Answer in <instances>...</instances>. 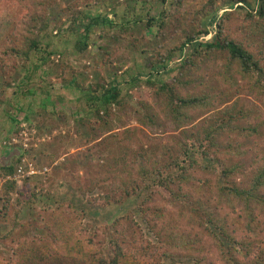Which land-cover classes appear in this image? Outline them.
Here are the masks:
<instances>
[{
	"label": "trees",
	"instance_id": "trees-1",
	"mask_svg": "<svg viewBox=\"0 0 264 264\" xmlns=\"http://www.w3.org/2000/svg\"><path fill=\"white\" fill-rule=\"evenodd\" d=\"M26 1L0 0V16L10 22L4 36L10 43L0 51V102L5 101L7 87L20 77L19 72L14 77L6 74L4 59L11 53L21 57L25 67L23 87L14 93L22 92L21 97L32 95V87L25 91L24 85L38 69L43 75L46 71L42 67L53 61V55H59L57 49L51 48V37L70 30L75 36L71 43L75 54L82 56L93 46L100 55L93 63L96 78L89 84L80 82V71L63 80V85L73 81L76 92L86 101L87 108L76 119L77 131L87 134V141L106 140L104 135L108 133L112 140L107 137L111 142L104 149L112 158L94 168L89 163L78 164L84 174L77 177L78 187L66 178L60 185L48 183L49 178L37 182L33 178L39 173L16 178L15 168L27 153L25 150L17 152L16 160L0 161V237L15 235L16 242L23 244L30 236L25 232L29 227L38 230L23 251L15 252L17 259L14 263L10 259L9 264H264V161L261 156L251 162L241 160L248 154L244 138L258 133L260 124L241 125L239 120L247 121L250 111L233 107L221 109L220 116L205 119L200 126L195 123L201 111L214 110L221 102V95L209 88L222 90L227 96L228 89L243 80L252 91L264 94V0H206L193 10L186 4L189 0H159L156 16L150 14L154 5L151 0H77L75 5L80 6L74 8L71 26L63 29L57 24L48 29L47 12L53 9L50 0L36 3L43 5L42 12L28 9ZM122 2L125 10L119 14ZM99 6L104 8V14L82 11ZM67 7L73 8V4ZM139 7L142 11L135 13ZM221 7L223 14L210 23ZM81 13L86 16L83 30L73 26L81 21ZM233 15L242 16L245 37L230 33L228 22ZM91 28L100 29L98 41L91 39ZM164 33L168 40L161 39ZM14 35L18 41H13ZM207 35L210 38L202 41ZM133 51L147 53L145 61L136 62V55H132V63L125 64ZM115 59L126 66H122L121 73L113 67L112 77L107 79L102 66H111ZM212 60L218 63L206 67L211 78L205 80L207 73L202 72V67ZM139 96L155 100L180 130L178 137H172V144L137 137L142 131L140 126L154 125L158 117L153 101ZM15 102L16 109L21 110L22 103ZM126 108L140 126H123V130L113 132L115 121L121 119L118 113ZM28 115H32L30 109ZM34 118L29 124L40 134L48 124L35 114ZM13 134L17 135L18 130ZM102 145L99 142L93 147L96 154ZM196 168L215 175L211 190L216 192V201L200 198V184L193 190L189 187ZM114 171L118 178L111 177ZM30 179L34 180L32 184ZM156 194H163L174 206L172 219L178 223L172 230L166 227L167 235L156 244L147 241L130 248L129 231L120 228V219H112L109 213L101 217L105 221L102 242H95L96 230L90 232L88 224L77 222V217L84 220L90 212L100 215L101 207L146 196L138 204L141 217L147 211L146 203ZM63 207L70 211L72 208L75 215H61ZM157 209L162 212L164 208ZM46 213H50L49 219ZM149 227L155 229L154 225Z\"/></svg>",
	"mask_w": 264,
	"mask_h": 264
},
{
	"label": "rangeland",
	"instance_id": "rangeland-1",
	"mask_svg": "<svg viewBox=\"0 0 264 264\" xmlns=\"http://www.w3.org/2000/svg\"><path fill=\"white\" fill-rule=\"evenodd\" d=\"M76 1L77 0L48 1V3L53 7V9L48 10L47 12L50 18H48V29L55 24L60 26L61 29L71 26V16L80 6L75 5ZM204 1L206 0H189L188 2H186V4L189 5L190 10H193ZM26 2L27 5L25 6H28V9L30 10H35L38 12H42L44 10L43 5L36 4L37 2H41V0H27ZM128 2L132 3L131 1ZM152 2L154 3V5L151 9L150 14L152 16H156L160 9V3L159 0H151V5ZM69 4H73V8H68L67 6ZM150 4L148 2V5ZM139 6H141V2H139ZM140 8L141 7H139L137 11L135 10V13L141 12L142 10ZM172 8L174 9V7ZM124 10L125 8L122 2L118 7L119 14H122ZM52 11H54V15L49 14ZM82 11H88L90 14L95 15L98 12L104 14L105 10L103 7H100L99 9L86 7L83 8ZM223 11L224 8H219L218 11H216L211 16L210 23L214 22L213 20H218L219 17L223 14ZM132 13H134L133 9ZM80 18L81 21L77 24L75 23L73 26H77L78 29L81 28V30H83L86 16L81 13ZM243 24H245V22L243 21L242 16L233 15L231 19H229L228 29L234 36H238L240 38L245 37L242 31ZM210 25L213 30V23ZM19 28L20 26H18V31ZM9 29L10 22L8 18L0 16V51L4 50V47H6L7 43H10L6 42V39H4V36ZM18 31L16 30L15 33ZM54 32L55 31H53L52 34H54ZM99 32L100 29L91 28V39L98 41ZM15 37L16 35L12 36V38L14 39L13 41H18L19 39L16 40ZM74 37L75 36L70 30H62L59 35L51 37V40L53 42L51 48L57 49L60 57L59 55H53L51 57L53 61L50 62L49 65H46V67H42V70H45L46 72L43 73V75H40L41 68L38 69L37 72L32 74L30 81L26 85H24V88L26 89L28 87H32L31 89H33V94L30 97L26 96L27 100L31 99L30 112L32 113V115L31 117H29L30 119L28 118V121H24V119H18L19 121L17 120L16 123H13L12 121L13 126L11 125L12 127H10L9 130L7 129V133H5V131H0V161L3 159L1 161L3 163L5 161L11 162L12 160H16V156L18 155L17 152L21 153L25 150L27 151V153H25L23 157H25L28 161L34 162L35 167L40 170L39 174L33 178L34 180H37V182H42L46 178H49L48 183L52 182L54 183V185H60L64 178H66L70 181L71 185H73L74 187H78L77 177L81 175L84 176V174L81 173V167H79V165H81V162H83L84 164L89 163V166L94 168L96 164L101 165L105 161H111L110 158H112V155L109 157L108 152L105 151L106 149H104L106 148V143L111 142L110 140H107V137L110 136L108 135V133L104 135V138L106 137V140L102 139L101 141V139H97L94 141H87V139H89V136L87 134H81V129L80 132L77 131L79 129V124H76V119L80 118L81 114H83V109L87 108L86 101L80 93L78 94L76 92L77 89L73 87V81L69 83L67 82L68 84L63 85V80L71 79V77L75 75L77 71H80L82 72V76H78L80 82L82 81L84 85L89 84V82L96 78L97 73L95 72L96 69L93 63L95 62V60H99L100 55L95 52L96 49H94L93 46L88 47V49L82 54V56L75 54L73 48L71 47V43L74 40ZM208 38L210 37L207 35L204 37V39L201 40L206 41ZM161 39L165 41L166 39L168 40V37L164 33ZM45 41H47V39ZM132 55H136V62H144L145 57L148 54L141 53L139 51H133L127 57L125 64L130 65L132 63ZM23 62L24 61L21 59V57L14 56L12 53L10 56H7L4 59L6 74L8 76L14 77L16 73L19 72L20 77L17 80L15 79L14 82L12 81L13 83H11V85L7 87L6 90V97L15 96L13 97L14 100H9V102H11L10 104L6 103V101L0 102V109L3 108L5 104H8L6 106L7 111H9L10 114H15V116L19 115L20 117H23L25 115V111H23L24 113H20L22 112V110L20 111L16 109L17 107L15 106V101H17V99L15 98L17 94L14 93V91L20 90V88L23 87L22 75L25 72ZM26 63L29 64V61H26ZM217 63V61L212 60L202 67V72L207 73L205 80H207L208 77L211 78L206 67L210 68L213 65L215 67ZM125 64L115 59L112 64L113 66H110V64H105L102 66L103 74L107 79H110V77H112L113 67L115 68L116 66V68H118L117 72L121 73V68L122 66L125 67ZM118 65L120 66V68L117 67ZM61 72L63 74V77L61 76ZM0 78H3L1 74ZM243 82L244 81L242 80L238 83L239 85L237 87L228 89L227 96L226 93L223 94L222 90L218 91L209 88L211 92L216 91L219 96L221 95V102L219 103V105H216V109L214 110L201 111L198 120L195 121V123L200 126L205 119L211 120L215 116H220V110L223 108H244L246 111H250V115L247 118V121L245 119H240V124H260L259 131L258 133L248 138H244L243 145L248 151V154L241 160H243L244 163L247 161L251 162L252 159H255L257 156H261L260 160L262 162L264 161V94H258L255 91H252V89L247 87V85ZM17 97L19 98V95H17ZM137 98L146 99V97L141 98V96ZM223 98L227 101L223 102ZM146 100L151 103L153 101V108L158 114L156 124L140 126L139 121L135 117L133 112L129 108H126L125 110H122L118 113L121 119L115 121L116 124L114 125L115 129L113 130V132L116 130H123V126L127 128L129 126L138 125L142 128V131L137 134V137H142L144 139L148 138L149 141H151L152 138H156V142L161 141L165 144H172V137H178V135H180V130H178L175 124L165 115L160 105L155 103V100H152L151 98H147ZM23 102L25 103L26 107L27 103L23 100H19V103ZM28 113L29 111L27 112V115ZM34 114L39 120L46 121V123L48 124L40 134H37L38 132L36 131V127H31L29 124V122L32 123V120L35 119ZM2 115L0 116V118H4L2 117ZM190 128L191 124L188 129ZM13 130H18V134H13ZM83 130L86 133V129ZM24 136H28L27 140L24 139ZM239 139L242 140L243 138L239 137ZM24 142H26V146L24 145ZM99 142L104 143V145H102V150L100 151V153L96 154L93 150V147H95V145ZM44 168H46V171L42 172ZM103 168L104 167H102V169ZM57 169L61 170H59L58 172ZM56 172H58V177L56 176ZM192 173L194 174L195 178L192 179L191 185H189V187L191 189H195V187L200 184L202 190V195H200V198H212L210 200L216 201V192H212L211 190V186L216 179L215 175L204 174L198 168L194 169ZM112 174L113 176L111 177L114 178L118 173L114 171V173ZM85 176L89 175L86 174ZM33 179L29 180L31 184L34 182ZM207 179L209 180V182L207 181ZM84 180L87 181L88 179L84 177ZM202 182L208 183L203 184ZM20 184H22V182ZM12 195L14 199L17 198V195L14 192H12ZM141 199H136L134 201L131 200L130 202H124L121 205H115L113 207H101V209L99 208L101 216L95 215L94 212H90L89 215H87L88 217H86L84 220L77 217V222H80L82 225L88 224V230L90 232H94L96 230L97 235L94 237V240L96 243L102 242L101 227L105 224V221L101 219V217L109 213L108 216H112V219H120V228H126L129 231V238L127 237V243L130 248H136L139 243L145 245L148 243L147 241L151 242V244H156L158 241H160L159 238H165V236L167 235L166 227H168L169 230H172L178 224L172 219L175 216L173 214L174 206L168 203L163 194H156L150 201L146 203L145 208H147V211L140 217V213H138L137 209L139 207L138 204L141 202ZM52 203L53 202H51V204ZM212 204V206H214L215 202H212ZM160 207L164 208L162 212L157 209ZM72 211V208L70 211L69 208L63 207L60 211V214L63 216H67L69 214L75 215V213H73ZM155 213H158L159 215L156 216ZM49 215L50 213H46V219H49ZM159 216H161V218ZM130 218H133V220ZM2 225L3 224L0 223V234L2 232ZM149 225H154L155 229L152 230ZM163 226L166 228V231L162 230ZM16 229L17 231H19V227ZM25 232H28V235L30 236H28L26 242L22 241L23 244H19L16 242V236L14 234V236H9L6 239L0 237L1 264H9L10 259L12 263H14V261L17 259L15 252L23 251L24 247L29 243L30 238H32L33 236H37L38 230L35 231L31 227H29V230ZM132 235L134 236L133 238ZM20 239L22 240V238Z\"/></svg>",
	"mask_w": 264,
	"mask_h": 264
},
{
	"label": "crops",
	"instance_id": "crops-1",
	"mask_svg": "<svg viewBox=\"0 0 264 264\" xmlns=\"http://www.w3.org/2000/svg\"><path fill=\"white\" fill-rule=\"evenodd\" d=\"M23 90H25L26 91V88H24ZM26 93H28V92H26ZM21 94H22V92L21 93H19V94H17V95H19V98L17 97V95H16V98L15 99H17V100H23V101H25L27 104H26V107H25V103L23 102L22 103V108H21V110H22V112H20V113H24L23 111H25V115L23 116V117H20L19 115H17V116H15V114H10V112L9 111H7V105L5 104L4 106H3V108H1L0 110V116L2 115V114H4V115H2V117H4V118H0V131H5V133H7V129L9 130L10 129V127H12L13 126V124H12V121H13V118H15V121L13 122V123H16V121L19 119V120H22V119H24V121H28V116H27V112L29 111V109H30V104H31V99H29V100H27L26 99V96H31V94H26V96H24V97H21ZM13 97H15V96H13ZM13 97H6L5 98V101H6V103H9V100H11V101H13L14 100V98ZM28 101V102H27ZM27 110V112H26V110ZM20 110V111H21ZM2 113V114H1ZM9 113V114H8ZM29 114V113H28ZM18 117V118H17ZM30 119V118H29ZM18 120V121H19ZM12 125V126H11ZM1 129H5V130H1ZM11 131V130H10ZM9 131V132H10ZM7 135H9V134H7ZM7 135H5V136H7Z\"/></svg>",
	"mask_w": 264,
	"mask_h": 264
},
{
	"label": "built area",
	"instance_id": "built-area-1",
	"mask_svg": "<svg viewBox=\"0 0 264 264\" xmlns=\"http://www.w3.org/2000/svg\"><path fill=\"white\" fill-rule=\"evenodd\" d=\"M27 138L28 136H24L25 140H27ZM24 145H27L26 142H24ZM44 171H46V168L42 170V172ZM39 172L40 170L35 167L34 162L28 161L25 157L21 158L20 162L16 165L15 168V176L16 178L20 179L31 177L35 174H38Z\"/></svg>",
	"mask_w": 264,
	"mask_h": 264
}]
</instances>
